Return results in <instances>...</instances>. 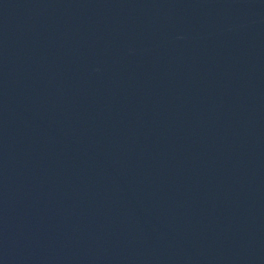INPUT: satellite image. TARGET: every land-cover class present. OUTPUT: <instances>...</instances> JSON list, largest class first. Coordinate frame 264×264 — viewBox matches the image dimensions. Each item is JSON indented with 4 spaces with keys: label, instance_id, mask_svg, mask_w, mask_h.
<instances>
[{
    "label": "water",
    "instance_id": "water-1",
    "mask_svg": "<svg viewBox=\"0 0 264 264\" xmlns=\"http://www.w3.org/2000/svg\"><path fill=\"white\" fill-rule=\"evenodd\" d=\"M0 264H264V0H0Z\"/></svg>",
    "mask_w": 264,
    "mask_h": 264
}]
</instances>
